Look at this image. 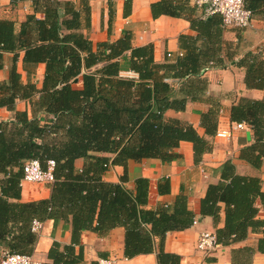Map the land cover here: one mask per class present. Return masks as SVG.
Wrapping results in <instances>:
<instances>
[{"label":"trees","instance_id":"16d2710c","mask_svg":"<svg viewBox=\"0 0 264 264\" xmlns=\"http://www.w3.org/2000/svg\"><path fill=\"white\" fill-rule=\"evenodd\" d=\"M23 1H30L33 12L25 15L19 28L15 20L0 19V69L5 55L12 54L8 77L0 80V108L12 113L10 119L0 120V259L7 253L31 255L37 242L33 221L62 218L71 222V244L60 250L53 242L47 254L51 264L76 262L73 246L80 245L82 231L105 234L115 226L125 229L126 257L154 252L158 240L157 264H179L177 254L163 250V240L167 232L191 226L195 214L188 208L187 195L181 192L172 207L149 209L148 179L136 178L132 190L124 182L130 161H170L178 157L174 149L181 141L192 143L195 163L211 150L209 139L200 136L192 125L166 117L165 111H182L188 101L202 100L207 80L201 72L223 66L221 17H193L197 7L188 0L152 3L153 18H189L195 31L194 36L180 35V55L156 62L152 46H133L126 31L113 42L99 43L93 51L84 33L90 27V0H10V5L15 7ZM244 6L253 18H264V0H244ZM20 52L27 75L34 74L39 63L45 65L40 89L30 79L23 81L17 71ZM123 60L130 63L135 77L119 74ZM242 61L246 84L260 86L264 82V59L248 53ZM97 64L101 66L93 70ZM78 82L80 87L75 86ZM17 100H26L29 112L17 110ZM217 110L214 101L203 118L207 134L215 128ZM262 112L264 99H242L230 111L232 121L249 124L255 131V142L244 148L246 160L254 167H259L264 157ZM78 158L83 160L81 168L75 166ZM31 159L38 160L43 170H47L48 161L54 162L53 182L49 183L48 198L23 201V167ZM113 165L124 168L119 182L103 179ZM157 190L169 191L167 178L158 182ZM220 203L224 205V226L215 233L219 244L242 241L249 233L259 234L255 247L231 251L232 264H251L256 251L264 253L260 179L236 174L227 160L220 180L207 186L199 215L216 217ZM212 261L206 256L201 264Z\"/></svg>","mask_w":264,"mask_h":264},{"label":"crops","instance_id":"0c3cea01","mask_svg":"<svg viewBox=\"0 0 264 264\" xmlns=\"http://www.w3.org/2000/svg\"><path fill=\"white\" fill-rule=\"evenodd\" d=\"M75 3L78 0H71ZM159 0H130L127 8L126 0H90V27L84 33L92 43L93 51H96L101 42H113L120 38L124 31L131 36L133 46L151 45L153 58L156 62H163L165 58H173L180 55L179 37L181 34L195 35L190 27L189 18H177L168 15H160L153 18L150 5ZM191 6H195V0H188ZM30 1H23L17 6L10 5V0H0V19L7 18L17 21V28L26 14L32 13ZM201 14L200 9L194 11L193 17ZM40 14H38L39 16ZM41 16V15H40ZM223 29L222 53L223 66H212L201 72V77L207 80L205 96L200 101H188L185 109L175 111L168 109L165 116L176 118L192 125L196 132L207 138L212 143L210 151L205 152L198 162H194L193 145L189 141H181L174 149L177 158L170 161H162L158 158L143 159L140 162L130 161L127 165V179L124 186L130 190L134 188V180L138 177L148 179V202L146 207L156 209L160 206L172 207L176 197L182 192L187 195L188 208L195 214L197 222L183 230L169 231L163 240V250L177 254L180 257L179 264H201L206 256L213 258L210 264H232L231 251L243 246L255 247L257 233H249L247 238L232 244H219L214 251L206 255L195 248L198 235L201 232H210L216 236V231L224 226V205L220 203V209L216 217L200 216V200L204 197L207 186L220 180L222 165L227 161L234 166V172L238 175L258 177L261 190L264 191V157L259 167H254L246 160L244 148L255 142L254 129L245 123L242 129L232 127L236 121L230 119V111L234 105L242 99H264V82L260 86L246 84L245 65L242 61L248 53L258 59H264V18L254 17L247 28ZM170 54V56H167ZM5 55V63L0 69V80L8 77L10 57ZM23 53L20 52L16 64L17 71L23 81L28 79L41 88L45 65L39 63L35 73L27 75L23 69ZM97 64L92 69H97ZM121 76L135 77L130 70L128 61H120ZM30 77V78H29ZM77 83V87H80ZM210 98L211 100H207ZM217 103V113L214 117L215 128L211 134H207L203 123L205 114L208 113L214 101ZM17 110H27L30 106L26 100H17ZM12 113L5 108H0V120L10 119ZM260 120L264 126V112L260 114ZM244 123V122H243ZM231 137L228 140L215 136L218 128H230ZM257 154L258 152L255 151ZM83 160H75V166L81 168ZM124 168L119 165L111 166L103 175V179L109 182H119L124 174ZM163 178L168 179L169 191L159 193L158 182ZM50 194L47 183H21V200L32 201L48 198ZM256 205L259 206L258 200ZM262 210H259V215ZM123 226H115L105 234L84 230L80 236V245H74V256L78 259L74 264H92L102 257H115L117 264H157L156 253L159 250V241L154 244V252L138 254L133 257L124 255ZM53 242L64 246L71 244V222L69 220L46 219L42 221V227L37 232V242L31 254L34 260L40 264L52 261L47 257ZM251 264H264V253L255 252Z\"/></svg>","mask_w":264,"mask_h":264},{"label":"built area","instance_id":"2783aa9c","mask_svg":"<svg viewBox=\"0 0 264 264\" xmlns=\"http://www.w3.org/2000/svg\"><path fill=\"white\" fill-rule=\"evenodd\" d=\"M195 6L201 10L203 17L218 14L221 17L222 25L225 28L244 29L251 25L253 15L244 6V0H195ZM170 56V54H167ZM128 77V76H127ZM235 129H242L245 123L236 122L232 125ZM215 136L220 139L228 140L231 137L230 128H218ZM54 162L48 161L47 170H43L36 159H31L24 164L23 177L21 183H51L53 182ZM197 222L193 219L192 224ZM42 227L41 221H33L32 229L36 233ZM219 246L216 236L210 232H201L195 243V248L203 253H211ZM0 264H40L31 255L20 253H7L0 259ZM97 264H117L115 257H102L97 260Z\"/></svg>","mask_w":264,"mask_h":264},{"label":"rangeland","instance_id":"374dc122","mask_svg":"<svg viewBox=\"0 0 264 264\" xmlns=\"http://www.w3.org/2000/svg\"><path fill=\"white\" fill-rule=\"evenodd\" d=\"M75 86H78L77 84H75Z\"/></svg>","mask_w":264,"mask_h":264}]
</instances>
